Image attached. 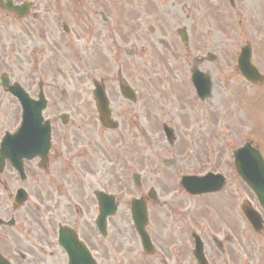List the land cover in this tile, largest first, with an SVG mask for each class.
<instances>
[{"label": "flooded vegetation", "instance_id": "af4514ba", "mask_svg": "<svg viewBox=\"0 0 264 264\" xmlns=\"http://www.w3.org/2000/svg\"><path fill=\"white\" fill-rule=\"evenodd\" d=\"M15 1L21 2L23 0ZM29 1L31 2V18H37V0ZM73 1L96 2L98 0ZM115 112L120 113L121 110L116 109ZM143 135L144 138L142 152L145 154L147 152V139L145 138L146 134L143 133ZM121 142L115 143L116 150L114 151V158L118 159L120 156L124 157L125 160L133 167L136 165L139 169L146 168V173H149V163H145L144 161L140 160L139 153L141 152V148L138 151H135L133 138L130 142ZM62 148L68 152L76 153L80 159H86L87 157L86 143H81L76 139H70L66 136L58 135L54 140L53 146L51 145L50 150L48 151L49 153L47 154V163L44 169L39 170L40 159L37 157L33 160L25 161L24 171L26 174V179L25 181L20 180L19 177L18 179L20 183H28L26 181L27 177L36 178L31 181L33 186L31 189L28 188L27 193L37 195L43 193H52L49 201L55 204L54 207H56V205L60 206V201H62L65 205L64 213H62L61 218H59L55 223L47 224L45 221L35 219L32 221L31 225H28L27 228H24L21 223H18L17 221L14 222L13 220L12 224L0 226V250L2 251L0 253L8 260L10 264H60L59 261L56 260L60 259L61 257L62 259H65L66 257L67 264V254L65 250L58 244L57 240V228L60 224H63L76 233L78 239L86 245V248L90 251L97 264H145L146 262H141L138 259V256L135 259L133 251H130L128 256L119 254L118 245L115 240H110L108 242H104L102 240L103 237L99 234V231L95 225L94 217L89 213L92 210H96V205L88 202L89 198L85 189L81 187H74L72 190H70L71 184L74 183L75 179L78 178L79 175H81L79 172L77 174L78 176L75 178L69 177L64 179L62 182H56V180H54L53 169L50 170L49 168L51 163V152H57ZM34 160L36 161L35 163L33 162ZM13 172L14 171H12L10 168H6V166L4 170L0 172V186H2L7 193V182L2 180L1 175H4V178L7 179L8 176L12 177V175L15 173ZM40 172L46 176H39ZM144 177L145 175L142 176L143 179ZM8 182L11 183V179L8 178ZM19 187L22 186L17 185L15 189ZM38 201L41 204L47 203L45 198H39ZM51 202L49 203L50 205ZM5 210L8 211V209ZM5 215L6 213L1 211L0 217L3 220H6L4 219ZM12 216L13 215L10 214L9 220ZM111 223L115 228L116 223L112 220ZM24 231H35V234L23 235L22 233ZM9 232L13 233L11 234ZM179 233V235H176V237L179 238V245L176 246L177 250L174 254L175 264H183L184 256L189 257V253H192V247L188 243L186 244V227L179 226ZM204 250L206 252L207 247H204ZM143 256L145 255L143 254ZM170 256H172L171 253L160 248L158 254L160 262L165 264V260ZM209 258L212 259V256L209 255ZM257 264H264V261H258Z\"/></svg>", "mask_w": 264, "mask_h": 264}, {"label": "rangeland", "instance_id": "374dc122", "mask_svg": "<svg viewBox=\"0 0 264 264\" xmlns=\"http://www.w3.org/2000/svg\"><path fill=\"white\" fill-rule=\"evenodd\" d=\"M188 3L190 2V0L187 1ZM257 4V0H249V5L252 6V9H255V5ZM224 10L227 13V16L229 17V19L231 21H234V18L231 16V11L228 9V4L226 2V7L224 8ZM237 20V19H236ZM235 20V21H236ZM234 21V23L232 22L230 24V26L225 27L222 25H219L218 23H216L213 20V28H214V37L218 38V35H220L223 39H225L228 34L231 40H235L236 36H237V31L239 30V28L241 27L242 29V34L240 35L239 38L242 37H249V35L243 31V26H238V24H235L236 22ZM250 27H248V29H251L254 25H253V20H250ZM227 30L230 31L226 32ZM250 31V30H249ZM251 32V31H250ZM230 42V41H228ZM231 43V42H230ZM74 51L77 52L76 49H73ZM28 53L30 52V50L27 51ZM74 56L72 54V52H70V59L65 60L64 62H60L59 63V68H52V75L54 76V82L52 80V78H48L49 81L52 83L51 86H54L56 88V90L59 92L61 90H64L66 95L65 96H58L59 98H61L60 100V107L61 110H67L69 112L72 113V117H73V121L74 122H78V118L80 117V113L83 111V101L84 99H86V94L84 92H79L76 91L77 87H79V83L76 82V80L74 79V76L79 74V64L78 62H76L75 60H73ZM23 74L25 75V72L28 70H31V66H32V62L29 60L27 62V59L24 57L23 58ZM51 66H54V64H51ZM49 69V65H45L44 70ZM261 98L264 99V92H262V96H258V94H254L252 91L247 90L244 93V98L240 101V107L242 108L241 110V115H242V120L239 122L238 126L235 129L234 132V142H238L240 141V131L243 129V126L248 124V118L250 116H252V114L254 113L253 108L251 110H248L245 105L244 102L247 99H254L256 101H259ZM257 107H263L259 101V105ZM256 140L258 142H260L262 144V146L264 147V139H261L259 136H257ZM230 153L227 152V155H229ZM229 161L232 160V158H229ZM100 170H106L104 169V166L101 167ZM125 210V206H122V211ZM193 225V224H192ZM198 226L197 231L201 234V235H205L206 232H212L211 231V225L215 226V227H219V225L213 224V223H209V224H204V223H197L196 224ZM202 225L204 227H202ZM180 226V223H179ZM206 232H205V231ZM237 235V233H236ZM264 245V242H263ZM257 253V250H254L252 254Z\"/></svg>", "mask_w": 264, "mask_h": 264}, {"label": "water", "instance_id": "95a60500", "mask_svg": "<svg viewBox=\"0 0 264 264\" xmlns=\"http://www.w3.org/2000/svg\"><path fill=\"white\" fill-rule=\"evenodd\" d=\"M35 113V112H34Z\"/></svg>", "mask_w": 264, "mask_h": 264}]
</instances>
